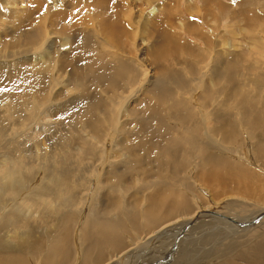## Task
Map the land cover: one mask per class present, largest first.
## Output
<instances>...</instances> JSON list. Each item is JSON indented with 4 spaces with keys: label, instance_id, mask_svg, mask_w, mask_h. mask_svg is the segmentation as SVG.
Segmentation results:
<instances>
[{
    "label": "bare ground",
    "instance_id": "bare-ground-1",
    "mask_svg": "<svg viewBox=\"0 0 264 264\" xmlns=\"http://www.w3.org/2000/svg\"><path fill=\"white\" fill-rule=\"evenodd\" d=\"M26 2L0 0V104L8 102V112L0 106V145L4 151L11 150L1 155L7 157L2 164L17 160L15 152L20 151L15 146L22 149L25 143L21 139L38 131L46 114L48 121L42 124L47 134H56L53 141L58 129L62 133L56 142L60 148L75 145L74 152L62 149L56 156L52 153L50 162L42 161L41 166H46L39 170V178L46 173L52 176L50 193L58 204L53 212H40L39 216L38 212H22L25 221L19 219L18 226L17 220V229L5 227L7 244L15 238L23 240L24 245L17 248L11 245L23 257L12 256L9 250L0 256V264H153L156 260L159 264L168 260V264H202L211 253L214 264L220 259L223 264H264L262 239L247 243L234 257L238 246L224 257L216 254L226 238L233 239V233L248 231L262 221L264 206L250 219H239L214 213L225 208L223 200L218 207L217 201L202 198L211 189L215 198L233 191L226 204L229 207L264 203V104L259 110L249 108L256 114L254 120L246 111L236 122L231 102L223 104L224 113L220 112L222 94L230 101L232 91L240 93L249 83L240 72L241 81L234 80L239 69H234L232 55L224 53L226 49L218 42L212 48L205 42V48L197 51L170 35L173 32L164 31L159 49L149 58L140 55L141 35L156 32L159 36L157 31L163 34L165 26L174 29L176 21L164 16L170 14V7L163 5L161 10L157 0ZM171 58H178L177 67L169 64ZM187 60L189 65H185ZM182 82L185 86L176 90ZM252 88L257 90L253 97L264 99V84ZM241 97V111L247 110L249 96L245 92ZM45 139L51 148L53 142ZM242 147L249 165L226 156ZM159 167H167L169 176L162 174L164 178L157 179L159 170L155 169ZM23 169L18 173L25 174ZM8 173L11 179L13 174ZM158 183L164 186L151 194V206L138 210L137 195ZM1 186L16 190L15 185ZM39 191H28L35 195L31 197L35 202L41 196ZM80 194L84 207L75 212L70 207ZM13 201L17 205L22 199ZM165 209L162 221L160 212ZM177 212L182 214L173 216ZM202 241L212 247L209 252L200 247ZM126 246L130 247L124 249ZM169 247L171 251L162 258ZM176 250L177 257L173 256Z\"/></svg>",
    "mask_w": 264,
    "mask_h": 264
},
{
    "label": "rangeland",
    "instance_id": "rangeland-1",
    "mask_svg": "<svg viewBox=\"0 0 264 264\" xmlns=\"http://www.w3.org/2000/svg\"><path fill=\"white\" fill-rule=\"evenodd\" d=\"M27 0H24L25 3ZM113 1V0H112ZM180 1V2H179ZM177 4L176 6H171L170 4L171 3H174ZM170 3V4H169ZM219 3V4H218ZM28 4V3H27ZM156 7L159 6V8H161V10H163V5L170 7V14H167V13H164V16H169L171 18V20L175 22L174 24V29L172 30V27L170 26H165L163 29H162V33L158 30L157 31V34L156 32H150L147 34L146 37H144L143 35H141V41H142V49L141 52L139 53L140 55H146V57L149 58L150 54H153L154 51L158 50L159 49V46L161 45L162 41H163V36L164 35V32L167 33L168 35L170 33V35L172 36H176L177 39H180L179 42H182L183 44L186 43V45H189L194 48L195 50H202L205 48V42L211 44V48L212 46H214L215 42H218L219 44H221L220 46L224 49H226V51H224V53H227V54H230L232 55V58L234 59L233 61V66H234V69L238 72H236L237 76H234V80L235 79H238V80H235V81H241V78L242 76L238 75L239 72L240 74L243 73V75L246 77V80L247 82H249L246 86V88L240 90L238 92H234L232 91V100L228 101L226 100V94L224 93V95L222 94V101L221 102V105L219 106L220 107V112L221 113H224V107H223V104H230V102L232 104L231 107H233L231 109L232 111V116H235L236 118V122H238L242 117L241 116H246V111H247V117H249L251 120H254V117L256 114H252L254 112L252 111H249V108H259L261 107V105H263L264 103H262V101L264 102V99H259V97H253V93L257 92V90L255 88H252L253 85H263L264 84V0H157L156 2ZM162 6V7H161ZM173 7V8H172ZM176 7H178V10L176 11ZM148 8V7H147ZM219 10V11H217ZM150 11V9H148V12ZM173 12V13H172ZM207 14V15H206ZM152 17V16H151ZM254 20H257V24H256V21ZM259 23V24H258ZM187 24V25H185ZM254 24L257 25V28H256V25L254 27ZM250 25V26H249ZM187 26V27H186ZM189 26V27H188ZM260 27V28H259ZM168 28V29H167ZM255 28V29H254ZM168 30V31H167ZM249 30V31H248ZM164 31V32H163ZM171 31V32H170ZM247 31V32H246ZM253 32V33H252ZM175 33V34H174ZM191 33V34H190ZM234 34V36H233ZM245 34V35H244ZM154 35V37H152ZM161 35V36H160ZM236 35V36H235ZM240 35V36H239ZM179 37V38H178ZM205 37V38H204ZM236 37V38H235ZM243 37V38H242ZM153 38V39H152ZM158 38V39H157ZM151 39V40H150ZM234 39V40H233ZM238 39V40H237ZM148 40V41H147ZM154 40V41H153ZM251 40V41H250ZM151 41H153L151 43ZM157 43H156V42ZM160 41V42H159ZM213 41V42H212ZM139 42H140V39H139ZM166 42V41H165ZM224 44H222V43ZM255 42V43H254ZM144 43V44H143ZM156 43V44H155ZM237 44V45H236ZM246 48H245V46ZM150 46V47H149ZM231 46V47H230ZM247 46H249L247 48ZM132 47V45H131ZM198 47V48H197ZM244 47V48H243ZM256 50H255V48ZM133 48V47H132ZM243 48V49H242ZM250 48V49H249ZM259 48V50H258ZM228 49V50H227ZM242 49V50H241ZM143 50V51H142ZM197 50V51H198ZM249 50V51H248ZM263 52V53H261ZM143 53V54H141ZM221 53H223V50H221ZM249 53V54H248ZM241 54V55H240ZM261 54L263 56H261ZM240 55V56H239ZM242 56V57H241ZM248 56V57H246ZM182 57L184 58H187V55L183 54ZM238 59H237V58ZM146 58V59H148ZM236 58V59H235ZM242 58V59H241ZM172 59V60H171ZM169 60V64H176V62L178 61V58H171ZM232 59V60H233ZM240 59V60H239ZM244 59V60H243ZM238 60V61H237ZM241 60H243V62H241ZM237 61V62H236ZM257 62V63H256ZM186 64L185 65H189L190 62L189 60H187V62H185ZM237 63V64H236ZM241 66H240V64ZM248 63V64H247ZM176 67L178 65H175ZM246 66V67H245ZM248 68V69H247ZM262 68V69H261ZM185 69L187 70L188 69V66H186L185 68H183V70L185 71ZM242 69V70H241ZM254 69V70H253ZM244 70V71H243ZM248 73H247V72ZM253 74L255 73V75H252V72ZM235 72V71H234ZM246 72V73H245ZM263 72V73H262ZM183 71H182V75H183ZM235 74V73H234ZM235 74V75H236ZM251 77H250V76ZM261 76V77H260ZM257 77V78H256ZM240 79V80H239ZM256 79V80H255ZM261 79V80H260ZM260 83H259V82ZM186 82V81H185ZM185 82L183 83H180L181 87H178L176 90L184 87L185 85ZM179 85V86H180ZM250 88V89H248ZM253 89V90H252ZM248 90V91H247ZM245 92L248 94L249 96V100H250V105H247L245 107H248L247 110L246 108H244L242 111H241V108H242V100L243 98L241 97L242 94H245ZM262 92L264 93V91L262 90ZM250 93V94H249ZM240 95V96H238ZM225 96V97H224ZM241 97V98H239ZM236 100V101H235ZM240 100V102H239ZM253 101V102H251ZM7 100H4L0 106L1 108L8 112V110L6 109L7 107ZM240 103V105H239ZM233 105V106H232ZM257 105V106H255ZM240 109V110H239ZM257 109V110H259ZM234 111V112H233ZM237 111V112H236ZM241 111V113H240ZM249 112V113H248ZM244 113V114H243ZM3 116V115H2ZM48 118H49V115L46 114V116L44 117V119L41 121V127H38V131L35 130V132L33 131V133H29L28 135H25L23 139H21L25 144H22V150L21 149V145H16V151H17V147H18V151L19 153H16L15 152V160L13 163L11 162H6L4 164H2L3 160L6 161V159H4V157H2L1 155H5V154H8L9 151L11 150H5L4 149H1L2 148V145H0V166L4 169L3 172H0V181L6 185H15L16 187V190H20L19 194L17 193V191H12V190H6V189H3L1 184L0 183V234L1 237H0V256H4L5 253L7 251L11 252V255L12 256H20V257H23L21 254L19 253H15L14 249L12 251V248H11V245L13 243V247L17 248V246H21L22 244L24 245V242L22 239L20 238H15L14 240H11L10 241V244H7L9 243V241L7 242V240L5 239V232H7L6 230L11 227V226H14L13 228L17 229L18 226L20 225V223L24 220L25 221V218L23 217L24 214L27 212V213H35V212H38V216H39V213L40 212H51L52 210L54 211V207L57 206L58 202L57 200H54V195L53 193H50V186H53V184H51V179H52V176H50V174L46 173L44 177H41L39 178V170H42L44 168V166L46 165H43V167L41 166V163L44 159H47L48 162H50V158L52 157V153H53V156H56L57 153H59L60 151H62V149L64 150H67L69 149L68 151L70 152H74V145H69L68 147L66 146H62V148H60V145H58L56 142H57V139L60 138V131L58 129L57 130V139H55L53 141V139L55 138V135L56 134H53L51 131L50 133L51 134H47L48 130L45 129L42 124V122H47L48 121ZM46 119V120H45ZM260 119H257V121L259 123H261L263 120H260ZM51 123V122H50ZM1 125V124H0ZM50 125V124H49ZM52 127H54V125L51 124ZM68 127V128H67ZM67 130L69 132H73V130L70 128L72 126H68L67 125ZM239 127V125H238ZM245 127V126H244ZM70 129V130H69ZM43 132H42V131ZM46 132V133H45ZM42 133L44 135H46L44 137V135H42ZM53 134V135H52ZM49 135V136H47ZM46 137H48V139L50 140V142L52 143V147L49 148V142L46 141ZM26 138H31L30 140ZM26 140V141H25ZM35 140V141H34ZM44 141V142H43ZM30 142V143H29ZM37 142V143H36ZM45 143V144H44ZM73 143H76L75 141H73ZM27 144V145H26ZM24 145V146H23ZM4 146V145H3ZM41 146H43L41 148ZM59 146V148H58ZM32 147V148H30ZM39 147V148H38ZM72 147V148H71ZM29 148V149H28ZM44 148V149H43ZM26 149V150H25ZM46 149V150H45ZM57 149V150H56ZM31 150H34V151H31ZM43 153H42V151ZM64 150V152H65ZM41 151V153L39 152ZM47 151L49 153H47ZM56 151V152H55ZM58 151V152H57ZM24 152H26L27 155L24 154ZM34 153V154H33ZM38 153V155H37ZM22 154V156H21ZM41 154L43 155V157L41 156ZM70 154V153H69ZM224 154V152H223ZM17 155V156H16ZM30 155V156H29ZM50 155V156H49ZM251 155L253 156L254 155V152L251 150ZM32 156V157H31ZM227 158L235 161V162H238V163H242L244 165H249L246 163V161L244 160L245 158V155H244V148H239L237 150V153H232L230 155H226ZM21 160H19L18 159ZM29 157V158H28ZM34 157V158H33ZM42 157V158H41ZM46 157V158H45ZM50 157V158H49ZM25 158V160H24ZM30 159V161H29ZM38 161H37V160ZM24 160V162H23ZM41 160V161H39ZM35 163V164H34ZM38 164V165H36ZM40 164V165H39ZM3 165V166H2ZM10 165V166H9ZM32 165V166H31ZM36 165V166H35ZM14 166V167H13ZM18 166V167H17ZM26 166V167H25ZM40 166V167H38ZM257 165H253L252 167H256ZM12 167V168H11ZM22 167H24L23 171H25V174H20L18 173V171H20L22 169ZM31 167V168H30ZM34 167H38L37 169V172H36V169ZM33 168V169H32ZM42 168V169H41ZM163 168V169H162ZM159 167L155 170H159L158 173L155 174V177H157V179L159 178H164V176H169L170 174V170L167 168V167ZM17 169V170H16ZM26 169V170H25ZM32 169V170H31ZM35 169V170H34ZM51 171H52V168H50ZM167 171H166V170ZM14 170V171H13ZM28 170V171H27ZM164 172H163V171ZM162 171V172H161ZM7 172H9L8 174L12 173L13 175H10V177H12L11 179H9V177H7L8 175ZM27 172V173H26ZM30 172V173H28ZM32 172V173H31ZM34 172H35V175H34ZM48 172V171H47ZM4 173V175H3ZM28 174V175H27ZM164 174V176L162 175ZM16 175V176H15ZM22 175V176H21ZM21 176V177H20ZM159 176H162V177H159ZM1 177H5V180L2 181V178ZM9 180V181H8ZM25 180V181H24ZM7 181V182H6ZM27 181V183H26ZM30 183H29V182ZM31 181H32V184H31ZM37 181V183H36ZM9 182V183H8ZM40 182V183H39ZM44 182V183H42ZM49 182V183H48ZM151 185H153L152 183V180L150 181ZM162 182V181H161ZM24 183V184H23ZM30 185H29V184ZM34 183V185H33ZM36 184H40L39 186L36 185ZM24 185V187H23ZM29 187H28V186ZM34 188H32V186ZM43 187H42V186ZM139 187H141L140 183H138ZM137 185V186H138ZM149 185V187L151 186ZM27 186V188H26ZM164 186V185H163ZM162 184L161 183H158L156 184V186H152L150 187L147 191H141L136 199L138 201V203H136V207L138 210L141 211V208L144 210V208L146 207H150L151 206V196L155 193V192H158V191H161V189L163 188ZM36 187V188H35ZM42 187V188H41ZM50 187V188H49ZM20 188V189H19ZM45 188H48V189H45ZM155 188V189H154ZM35 191L37 193V191L41 192V196L38 197V199L36 200H32L31 197H34L35 195H31V193L29 192H33ZM45 189V190H44ZM5 190V191H4ZM29 192H28V191ZM31 190V191H30ZM4 191V192H3ZM24 191V192H23ZM7 192V193H6ZM209 192V193H208ZM228 194L227 195H221L217 198H215L213 196V194L211 193V189L210 191H206L202 194V198H206L207 200L206 201H209L211 199L212 202L214 201H217V206H221V200H223L224 202V206L225 208H223L222 211L220 212H214V213H219L221 215H224L226 217H230V216H233V217H236V218H239V219H245V218H249V217H253V214L255 213H258L260 212L261 208L264 206V203L262 205V203H259V201H256L257 203H253L252 201H250V205L249 206H236V207H229L227 206L226 204L228 203L229 199L231 200V196H232V193H230V191H226ZM25 193H27L28 195H26ZM12 194V196H11ZM38 194V193H37ZM36 194V195H37ZM152 194V195H151ZM205 194V195H204ZM16 195V196H15ZM83 195V194H82ZM81 194L79 195V197H77L76 199V202H74L70 207V209L74 210L75 212H81V210L83 209L84 207V203H83V200L81 199ZM231 195V196H230ZM48 196V197H47ZM206 196V197H205ZM19 197V198H17ZM20 197H23V198H20ZM26 198V199H25ZM46 198V199H45ZM215 198V199H213ZM234 198V197H233ZM237 198V197H236ZM234 198V199H236ZM6 199V200H4ZM8 199V200H7ZM11 199V200H10ZM21 200L22 201H19L20 203L19 204H14L15 201L13 200ZM31 199V200H29ZM194 199L197 200V194L194 195ZM238 199V198H237ZM236 199V200H237ZM10 200V201H9ZM44 200V201H42ZM143 200V201H142ZM214 200V201H213ZM241 200V199H240ZM3 201V202H2ZM12 201V202H11ZM38 201V202H37ZM56 201V202H54ZM141 201V202H139ZM44 202V203H42ZM143 202V203H142ZM226 202V203H225ZM247 202V201H246ZM9 203V204H8ZM12 206H11V204ZM36 205H34V204ZM82 203V204H81ZM88 203V202H87ZM249 203V202H248ZM259 203V204H258ZM33 204V205H32ZM42 204V206H40ZM79 204V205H78ZM89 204V203H88ZM254 204V205H253ZM21 205V206H20ZM82 205V207H81ZM98 205V202L96 203V206ZM140 205V206H138ZM193 205L195 207H197V203L194 202ZM5 206V207H4ZM17 206V207H15ZM49 207V208H48ZM80 207V209H79ZM217 207V208H218ZM7 208V209H6ZM45 210H44V209ZM48 208V209H47ZM52 208V209H51ZM54 208V209H53ZM66 209L69 208V206H66L65 207ZM78 208V209H77ZM216 208V209H217ZM77 209V210H76ZM231 209V210H230ZM13 210V211H12ZM19 210V211H18ZM24 210V211H23ZM8 211V212H7ZM52 211V212H53ZM19 212V213H18ZM22 212H25V213H22ZM2 213V214H1ZM253 213V214H252ZM10 214V215H9ZM165 214L166 213V209L164 210V212H160V215L162 218V221H164L163 219H166L165 217ZM182 214V212L180 213ZM180 214L177 213H174L173 216H180ZM254 214V215H255ZM13 215V216H11ZM10 216V217H9ZM21 216V217H20ZM238 216V217H237ZM23 217V218H22ZM207 217V215H206ZM209 217V216H208ZM4 218V220H3ZM14 218V219H13ZM16 219V220H15ZM22 219V221L20 220ZM187 219V218H186ZM185 219V220H186ZM235 219V218H234ZM250 219V218H249ZM17 220H19L17 222ZM8 221V222H7ZM10 221H12L10 223ZM4 223V224H3ZM13 223V224H12ZM15 223V225H14ZM11 224V225H10ZM5 225V226H4ZM3 227V228H2ZM7 229H6V228ZM253 227V226H252ZM5 229V230H4ZM15 229H13V231H15ZM236 229H239V228H236ZM25 230H26V227L23 228V230L20 231V233L24 234L22 237L25 236ZM38 230H41L40 233L42 234V236H45L46 235V232L43 230V229H38ZM241 230V229H240ZM5 231V232H4ZM17 232V231H16ZM19 232V231H18ZM24 232V233H23ZM45 232V233H44ZM127 232H130V228H126V233ZM150 231L146 232L144 234V239H145V236H148V233ZM8 233V232H7ZM235 236L233 239H225L223 242H224V246L221 247V249H219L217 251L216 254H220L222 253V257H224L226 255L227 252L229 253H233L230 249H232L231 247H235V246H238L237 247V251L232 257L236 256L237 254H239L241 251L240 249L242 248H245L244 246L249 243V242H254V241H259V240H264V219L262 221H259L258 224H256V226L254 225L253 228H250L248 229V231H244V232H237V233H233ZM9 235V233H8ZM34 234L31 233L29 235L30 237V240L33 238ZM28 237V238H29ZM11 239V238H10ZM3 240V241H2ZM232 240V241H231ZM234 240V241H233ZM236 240V241H235ZM6 241V242H5ZM232 243H231V242ZM244 242V243H243ZM17 243V244H16ZM20 243V244H19ZM201 243V242H200ZM241 243V244H240ZM243 243V244H242ZM202 245H200L201 248L205 249L206 251H210L212 249L211 248H208L210 245H208L206 242H203L201 243ZM226 244V245H225ZM16 245V246H14ZM197 245V244H195ZM230 248H229V247ZM5 247V248H4ZM130 246H126L124 249L128 248ZM216 248V247H215ZM218 248V247H217ZM3 249V250H2ZM123 249V250H124ZM225 249V250H224ZM227 249V250H226ZM223 250V251H222ZM171 251V247L168 248V250L165 252V254L162 256V258H164L169 252ZM222 251V252H221ZM240 251V252H239ZM7 252V253H9ZM204 252V251H203ZM14 254V255H13ZM177 250L173 253V256L177 257ZM213 255V253H211ZM210 254H206V256L204 257V260L206 262L202 263V264H214L215 263V259L213 260V262H210L212 261L213 257L212 255ZM177 259V258H175ZM169 261V260H168ZM168 261H165L164 264H168ZM225 261L223 259H220L217 264H223ZM127 263V262H126ZM153 264H159V260H156L153 262Z\"/></svg>",
    "mask_w": 264,
    "mask_h": 264
}]
</instances>
